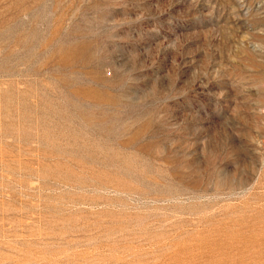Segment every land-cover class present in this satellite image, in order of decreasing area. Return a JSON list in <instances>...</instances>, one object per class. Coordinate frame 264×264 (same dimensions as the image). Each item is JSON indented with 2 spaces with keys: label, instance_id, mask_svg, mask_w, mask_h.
Masks as SVG:
<instances>
[{
  "label": "rangeland",
  "instance_id": "374dc122",
  "mask_svg": "<svg viewBox=\"0 0 264 264\" xmlns=\"http://www.w3.org/2000/svg\"><path fill=\"white\" fill-rule=\"evenodd\" d=\"M0 264H264V0H0Z\"/></svg>",
  "mask_w": 264,
  "mask_h": 264
}]
</instances>
